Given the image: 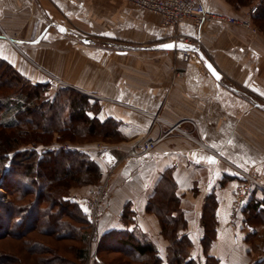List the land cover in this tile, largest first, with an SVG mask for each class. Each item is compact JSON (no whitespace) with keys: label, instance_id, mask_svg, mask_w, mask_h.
<instances>
[{"label":"crops","instance_id":"crops-1","mask_svg":"<svg viewBox=\"0 0 264 264\" xmlns=\"http://www.w3.org/2000/svg\"><path fill=\"white\" fill-rule=\"evenodd\" d=\"M202 1L211 11L243 17L261 0ZM176 34L192 38L182 42L197 46L205 57L191 47L189 59L178 48L161 47L176 41ZM0 58L32 82L49 84L50 98L60 86L99 98L97 116L118 122L120 139L103 141L110 152L97 141L74 146L99 164L101 175L112 169L101 234L131 231L152 241L166 259L170 240L148 202L170 170L186 221L180 231L192 241V256L204 257L202 214L214 196L216 234L208 252L222 264L264 261L257 257L264 252V189L257 188L240 213L238 243L229 223L233 189L241 180L236 167L256 170L264 183V31L252 34L220 20L207 22L200 33L189 19L166 27L159 14L127 0H0ZM153 114L184 120L194 138L172 133L154 150L122 159L137 142L165 132L167 126ZM94 188H70L83 211Z\"/></svg>","mask_w":264,"mask_h":264},{"label":"trees","instance_id":"trees-1","mask_svg":"<svg viewBox=\"0 0 264 264\" xmlns=\"http://www.w3.org/2000/svg\"><path fill=\"white\" fill-rule=\"evenodd\" d=\"M232 1L246 4L251 0ZM252 18L264 31V0ZM48 87L32 82L0 58V176L10 195L8 200L0 199V264L84 263L90 224L86 208L83 211L71 198L70 188L96 186L102 175L99 164L73 144L120 139L118 122L97 116L99 98L69 86H60L50 98ZM55 140H66L73 147L56 148ZM7 160L9 168L3 171ZM251 201L253 197L243 211ZM215 206V197L209 196L202 214L204 257H194L189 235L180 231L186 221L168 170L148 202L170 240L166 259L149 239L113 230L100 235L91 264H222L208 252L216 234ZM110 254L115 258L108 261Z\"/></svg>","mask_w":264,"mask_h":264},{"label":"built area","instance_id":"built-area-1","mask_svg":"<svg viewBox=\"0 0 264 264\" xmlns=\"http://www.w3.org/2000/svg\"><path fill=\"white\" fill-rule=\"evenodd\" d=\"M135 6L147 10L149 12L159 14L162 17L163 26L170 27L178 25L183 20L189 19L192 21L194 29L197 33L202 31L203 26L212 20H220L228 22L230 24H236L243 26L249 30L252 34H259L260 30L253 22V14L257 9V4H253L249 11L243 17H237L227 15L221 12H215L207 9L202 0H127ZM176 41L190 42L193 39L185 35L176 34ZM179 53L184 59H189L191 51L189 49H179ZM180 74L182 72H179ZM54 79V76H52ZM155 121L163 123L167 126L165 132L158 138H150L137 142L134 146L125 150L122 153V159L129 158L131 156H139L144 153L154 150L157 143L166 135L172 133H180L194 138L191 132L183 127L184 120L178 122H170L164 119L159 114L152 115ZM191 123L193 128L197 127L194 120H187ZM203 145V144H202ZM54 147L67 150L73 147L69 142H60L53 144ZM99 149L109 152L111 147L105 143L97 144ZM241 176L240 182L233 189V202L229 213V223L234 230L233 241L238 243L239 236L235 231L239 216L243 210L246 201L257 189H264V183L261 181L259 174L254 169H243L236 167ZM112 182V169L107 170L102 174L100 184L95 190L89 194L85 199L86 214L89 221V241H88V253L89 259L96 258V247L100 238L99 220L105 209V202L109 196ZM258 258L264 257V252L257 254Z\"/></svg>","mask_w":264,"mask_h":264},{"label":"rangeland","instance_id":"rangeland-1","mask_svg":"<svg viewBox=\"0 0 264 264\" xmlns=\"http://www.w3.org/2000/svg\"><path fill=\"white\" fill-rule=\"evenodd\" d=\"M255 24V23H254ZM257 26V25H256ZM258 27V26H257ZM259 28V27H258ZM259 30H260V28H259ZM169 135V134H168ZM107 140H109V139H107ZM110 140H112V139H110ZM94 141H97V144H99V143H104L103 141V139H99V140H94ZM60 142H68V141H66V140H64V141H56L55 140V143H60ZM84 142V141H83ZM54 143V144H55ZM70 143V142H69ZM70 144H73V143H70ZM77 144H80V143H74L73 145H77ZM9 165H10V161L9 160H7L6 161V163H5V166H4V168H3V171H6L8 168H9ZM2 175L0 176V199H2V200H8V199H10V195L8 194V192L6 191V189H5V187L2 185ZM100 181H101V178H100V180H99V182L97 183V185L95 186V188L100 184ZM111 184H112V182H111ZM95 188H94V190H95ZM93 190V191H94ZM92 191V192H93ZM91 192V193H92ZM90 193V194H91ZM89 231H90V229H89ZM89 231H88V235H89ZM88 241H89V237H87V241H86V250H87V258H86V260L84 261V263L83 264H91L92 262H93V260L94 259H89L90 257H89V253H88ZM195 252V251H194ZM196 254V253H195ZM108 259V261H110V260H112L113 258H115L114 257V254H110V255H108V256H106Z\"/></svg>","mask_w":264,"mask_h":264},{"label":"water","instance_id":"water-1","mask_svg":"<svg viewBox=\"0 0 264 264\" xmlns=\"http://www.w3.org/2000/svg\"><path fill=\"white\" fill-rule=\"evenodd\" d=\"M165 45H174V46L173 47H165ZM161 47L178 48V49H187V48L191 47L192 49L197 50L203 57H205L203 55L202 51L197 46L189 45V44H186L185 42H182V41H177V42L176 41H169V42L162 44ZM205 64L214 76L219 77L221 75L220 72L215 67V65L210 60L205 59ZM209 66H211V67H209ZM217 74H218V76H217Z\"/></svg>","mask_w":264,"mask_h":264},{"label":"snow or ice","instance_id":"snow-or-ice-1","mask_svg":"<svg viewBox=\"0 0 264 264\" xmlns=\"http://www.w3.org/2000/svg\"><path fill=\"white\" fill-rule=\"evenodd\" d=\"M63 30V29H62ZM174 45H165V47H173ZM209 67H211V66H209ZM214 71V70H213ZM217 76H218V74H217Z\"/></svg>","mask_w":264,"mask_h":264}]
</instances>
